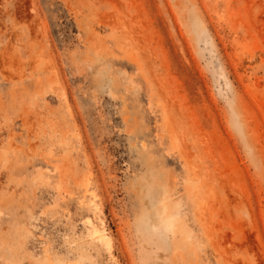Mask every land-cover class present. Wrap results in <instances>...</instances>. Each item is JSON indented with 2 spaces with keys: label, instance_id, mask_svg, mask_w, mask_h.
Here are the masks:
<instances>
[{
  "label": "rangeland",
  "instance_id": "1",
  "mask_svg": "<svg viewBox=\"0 0 264 264\" xmlns=\"http://www.w3.org/2000/svg\"><path fill=\"white\" fill-rule=\"evenodd\" d=\"M0 264H264V0H0Z\"/></svg>",
  "mask_w": 264,
  "mask_h": 264
}]
</instances>
